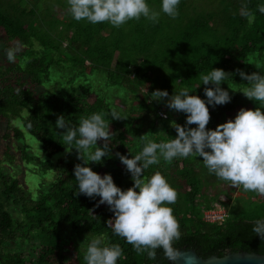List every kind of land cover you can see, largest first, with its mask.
Wrapping results in <instances>:
<instances>
[{
	"label": "trees",
	"instance_id": "trees-1",
	"mask_svg": "<svg viewBox=\"0 0 264 264\" xmlns=\"http://www.w3.org/2000/svg\"><path fill=\"white\" fill-rule=\"evenodd\" d=\"M146 2L160 10L161 0ZM242 2L255 14L252 23L239 15ZM259 5L264 0H180L176 19L161 12L158 23L141 18L117 29L109 23L77 22L68 12L67 0H0V50L5 53L0 60V124H6L0 155V264H85V249L80 245L85 238L90 241L100 234L105 235L106 245L121 247L123 254L117 264H169L162 250L152 260L113 235L106 224L113 214L106 205L96 207L99 197L74 195L78 188L73 169L82 161L75 150L70 155L65 152L69 146L61 135L50 132L49 121L55 124L57 116L64 115L72 126H78L93 113L117 109L123 120L105 116L116 133L110 144L111 157L103 159L108 161L118 159L116 153L129 158L138 154L143 147L138 138L144 134H154L148 138L155 142L175 138L172 122L183 126L185 115L172 111L163 119L160 113L171 110L163 103L150 102L151 93L162 90L171 96L187 88L191 95L206 100L199 76L212 68L251 74L258 63L264 74V15L257 10ZM9 49L16 50L15 62L7 60ZM97 72L105 75L100 83L94 79ZM246 83L239 75L224 81L221 87L232 99L223 106L208 105L209 130L234 120L242 108L264 110L259 102L240 93ZM113 88L116 91L110 95ZM115 96L123 106L113 105ZM27 134L50 159L41 176L51 180L49 183L43 184L39 173L28 167L35 157L31 143L25 142ZM64 154L66 162L55 172L52 158ZM16 163L39 181L34 194L24 189L18 176L5 170ZM112 165L87 166L101 176L110 174L122 190L132 187L125 166L114 171ZM204 169L202 158L190 156L176 158L171 164L161 160L144 173L150 177L160 172L178 193L176 202L168 205L180 225L181 236L174 247L194 249L203 259L236 252L264 256V240L252 230L256 221L264 220V196L248 192L251 199L243 201L240 209L234 207L225 221L205 223L203 212L221 202L210 200L206 193L216 183L206 182ZM228 191L234 194L238 188L229 183ZM12 206L19 208L18 216L8 210ZM221 207L227 210L229 205ZM15 240L38 247L28 258L7 250V244Z\"/></svg>",
	"mask_w": 264,
	"mask_h": 264
},
{
	"label": "clouds",
	"instance_id": "clouds-1",
	"mask_svg": "<svg viewBox=\"0 0 264 264\" xmlns=\"http://www.w3.org/2000/svg\"><path fill=\"white\" fill-rule=\"evenodd\" d=\"M179 4L180 0H161L160 10L156 11L149 7L146 0H67L68 12L77 22L109 23L117 29L141 18L158 23L161 12L176 19ZM257 10L264 15V5H259ZM239 15L249 23L255 19L254 12L246 2L241 3ZM6 56L9 62H15L16 50L9 49ZM259 67L258 63L255 64L257 71L251 74L241 69L228 73L219 68L200 74L206 100L191 95L187 88L171 96L167 91L152 92L150 102L164 103L169 110L183 113L185 124L182 126L172 122L176 137L166 142L149 139L150 135H154L152 133L142 135L138 138L143 145L142 150L134 156L130 154L132 158L116 153L131 176L132 187L127 190L117 187L110 174L101 176L87 166L102 165L105 157H111L110 144L116 133L111 131L105 116L110 115L112 121H119L123 120L120 113L115 109L108 114L93 113L81 119L78 126H72L64 115L57 116L55 128L63 130L58 134L69 146L64 147L65 152L70 155L75 150L77 159L82 161L73 169L78 188L74 195L89 199L99 197L96 207L106 205L113 214L106 221L107 227L111 228L113 235L131 245L137 254L155 260L158 250H162L169 264H180L183 253L174 247V241L181 236L180 225L168 206L176 202L178 193L160 172L150 177L144 173L161 160L171 164L176 158L194 156L202 158L208 173L217 179L245 192L264 196V110L242 108L234 120L218 125L215 130L207 128L211 119L208 105L214 108L231 102L229 91L221 85L234 75L247 82L240 93L249 101L264 106V74L258 70ZM100 141L102 145L98 143ZM252 230L264 240V220L256 221ZM80 247L85 249V264H117L123 254L118 244H105L104 234L90 241L85 238ZM256 259L264 260V257Z\"/></svg>",
	"mask_w": 264,
	"mask_h": 264
},
{
	"label": "rangeland",
	"instance_id": "rangeland-1",
	"mask_svg": "<svg viewBox=\"0 0 264 264\" xmlns=\"http://www.w3.org/2000/svg\"><path fill=\"white\" fill-rule=\"evenodd\" d=\"M27 2L30 6L32 5L30 1H27ZM38 7L43 8V4H39ZM0 46H2L1 42H0ZM4 56H5L4 50H2V51L0 50V60L3 59ZM104 77H105V75L102 72H97L96 75L94 76V79L96 80L97 83H100ZM48 89L50 91L52 90L51 87H49ZM103 91L106 92L104 89H103ZM115 91H116V89L113 88L110 90L109 94L112 95ZM120 99H121L120 97L115 96V98L113 99V105L116 107L123 106V102L120 101ZM126 107H127V105H126ZM115 110L118 112L117 109H115ZM171 112L172 111H166L165 112L168 115L167 118L171 115V114H169ZM5 126H6V124H4V123L0 124V155L4 151V143L5 142H4V140L1 139V135H3V133H5V129H6ZM48 128H49L50 132L55 134V135H59L58 132H62V130L56 129L55 124L52 123L51 121H49ZM25 142H28L29 144L31 143V145H32L31 151L32 152L31 151L30 152L35 157V161H33L31 163V166H28V167L30 169L31 168L34 169L33 170L34 172L39 173L40 178H41L40 181L42 180L41 182L43 184L51 182V180H48V178L41 177L45 173L46 168L50 164L48 161L50 159L46 155H44L43 148H42L41 144L38 141H36L35 138H33L32 136H29L28 134L26 135V141ZM112 142L113 141H111V143ZM17 146H22L21 142H17ZM66 155L67 154L56 155L52 158V160H55L54 164L52 165L55 172L59 169V167H62L64 165V163L66 162L64 160ZM74 160H76V158L73 157L72 161H74ZM111 162L113 164L112 166H113L114 171H119L121 168V163L116 158L112 159L110 161L105 159V160H103L102 164L106 165V164H109ZM13 166L14 167H11L9 170L5 169L7 171V173L8 174L13 173V175L18 176L20 181H21L22 186L24 187V189H26L27 191H30L34 194V190L37 191V188H34V186H36V183H39V181L36 179V177H34L32 174H30L28 172L29 170L28 171L23 170L22 165H19L18 163H16ZM49 174H51V172ZM203 175H204L206 182H211V183L215 182L216 183L214 187H208L206 189V193H208L210 200L215 199V200H218L219 202H221L219 205L220 208H223V207H221L223 203H227L229 205V207L227 208V210L229 211L228 213H231V212L233 213L232 209L234 207H237V209H240L243 201H246L250 198L249 193L243 191L241 188H238L237 193H234V194L232 191H228L229 182L217 179L215 177V175L209 174L206 168L203 170ZM124 183L126 184L127 181H125ZM16 208L19 209L18 207L12 206V208L11 209L8 208V210H11V212L14 216H18L19 213L16 210ZM37 247L38 246H36V245L31 247L28 245L27 242H24L22 240H15V241H12V242L7 244V250H9L11 252H15V251L22 252L28 258L31 257V254L35 251V249Z\"/></svg>",
	"mask_w": 264,
	"mask_h": 264
},
{
	"label": "water",
	"instance_id": "water-1",
	"mask_svg": "<svg viewBox=\"0 0 264 264\" xmlns=\"http://www.w3.org/2000/svg\"><path fill=\"white\" fill-rule=\"evenodd\" d=\"M180 251L183 253L180 264H264V260L256 259L257 257L264 256L257 254L253 255L248 252L228 253L224 258L212 256L209 259H203L194 249L189 248Z\"/></svg>",
	"mask_w": 264,
	"mask_h": 264
},
{
	"label": "built area",
	"instance_id": "built-area-1",
	"mask_svg": "<svg viewBox=\"0 0 264 264\" xmlns=\"http://www.w3.org/2000/svg\"><path fill=\"white\" fill-rule=\"evenodd\" d=\"M160 116L164 119L166 118V114L165 113H160ZM229 216V213L226 209L224 208H215V209H211V210H207L204 211L202 214V220L205 223H221L223 221H225Z\"/></svg>",
	"mask_w": 264,
	"mask_h": 264
}]
</instances>
